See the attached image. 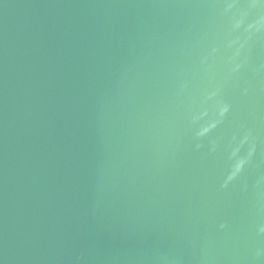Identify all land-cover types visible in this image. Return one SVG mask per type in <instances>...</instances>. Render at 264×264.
I'll use <instances>...</instances> for the list:
<instances>
[{"label": "water", "instance_id": "water-1", "mask_svg": "<svg viewBox=\"0 0 264 264\" xmlns=\"http://www.w3.org/2000/svg\"><path fill=\"white\" fill-rule=\"evenodd\" d=\"M0 264H264V0H0Z\"/></svg>", "mask_w": 264, "mask_h": 264}]
</instances>
